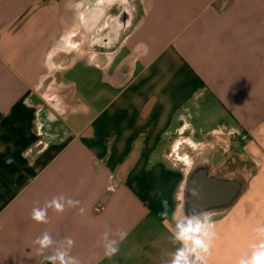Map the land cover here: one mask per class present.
<instances>
[{"label": "crops", "instance_id": "crops-1", "mask_svg": "<svg viewBox=\"0 0 264 264\" xmlns=\"http://www.w3.org/2000/svg\"><path fill=\"white\" fill-rule=\"evenodd\" d=\"M204 211L197 264L264 245V0H0V264H42L45 231L81 264H170Z\"/></svg>", "mask_w": 264, "mask_h": 264}, {"label": "clouds", "instance_id": "clouds-1", "mask_svg": "<svg viewBox=\"0 0 264 264\" xmlns=\"http://www.w3.org/2000/svg\"><path fill=\"white\" fill-rule=\"evenodd\" d=\"M6 163H13L11 157L7 158ZM195 195V193H192ZM78 200L67 198L63 195L55 196L46 201L43 207H34L31 212V219L37 223H48V210L52 209L56 213H63L66 207H76ZM81 211H83L81 209ZM166 214V213H163ZM211 213L204 211L194 215H182L176 221V231L174 240L180 241L182 246L173 254L170 264H197L201 257L199 251L207 252L214 236L212 232ZM116 235L123 240L127 233L118 231ZM105 255L109 258L116 255L119 251L118 241L109 239V232L103 234ZM75 241L65 237L60 241L53 239L52 235L45 231L33 240L37 246V251L42 255V264H81V261L70 254ZM195 255V259L191 257ZM240 264H264V245L254 251L250 259L241 260Z\"/></svg>", "mask_w": 264, "mask_h": 264}, {"label": "rangeland", "instance_id": "rangeland-1", "mask_svg": "<svg viewBox=\"0 0 264 264\" xmlns=\"http://www.w3.org/2000/svg\"><path fill=\"white\" fill-rule=\"evenodd\" d=\"M85 27L80 29V32L78 34V36H76V38H73V42H77L79 40V37H81V35H85L88 34V31L90 29V25H84ZM118 31V27L112 23L111 26L105 30V34L107 35H113Z\"/></svg>", "mask_w": 264, "mask_h": 264}, {"label": "flooded vegetation", "instance_id": "flooded-vegetation-1", "mask_svg": "<svg viewBox=\"0 0 264 264\" xmlns=\"http://www.w3.org/2000/svg\"><path fill=\"white\" fill-rule=\"evenodd\" d=\"M123 15H124V14L120 15V18H119V19H120V23H122ZM119 19H118V20H119Z\"/></svg>", "mask_w": 264, "mask_h": 264}, {"label": "bare ground", "instance_id": "bare-ground-1", "mask_svg": "<svg viewBox=\"0 0 264 264\" xmlns=\"http://www.w3.org/2000/svg\"><path fill=\"white\" fill-rule=\"evenodd\" d=\"M207 191V190H206Z\"/></svg>", "mask_w": 264, "mask_h": 264}]
</instances>
